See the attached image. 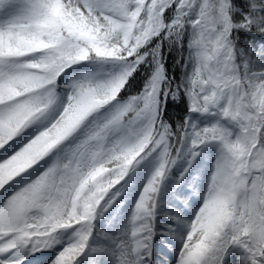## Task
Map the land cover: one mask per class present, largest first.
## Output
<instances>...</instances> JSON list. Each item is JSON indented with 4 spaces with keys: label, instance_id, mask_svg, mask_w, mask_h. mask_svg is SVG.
I'll list each match as a JSON object with an SVG mask.
<instances>
[{
    "label": "snow or ice",
    "instance_id": "6c2138e0",
    "mask_svg": "<svg viewBox=\"0 0 264 264\" xmlns=\"http://www.w3.org/2000/svg\"><path fill=\"white\" fill-rule=\"evenodd\" d=\"M0 264H264V0H0Z\"/></svg>",
    "mask_w": 264,
    "mask_h": 264
}]
</instances>
